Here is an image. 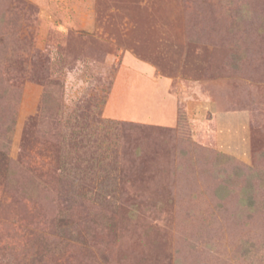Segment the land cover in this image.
Here are the masks:
<instances>
[{
  "label": "rangeland",
  "instance_id": "obj_1",
  "mask_svg": "<svg viewBox=\"0 0 264 264\" xmlns=\"http://www.w3.org/2000/svg\"><path fill=\"white\" fill-rule=\"evenodd\" d=\"M263 175L264 0H0V264H264Z\"/></svg>",
  "mask_w": 264,
  "mask_h": 264
},
{
  "label": "trees",
  "instance_id": "obj_2",
  "mask_svg": "<svg viewBox=\"0 0 264 264\" xmlns=\"http://www.w3.org/2000/svg\"><path fill=\"white\" fill-rule=\"evenodd\" d=\"M253 175H251V178H253L255 176V178H258L260 177V172L258 171H253L252 172ZM257 189H264V175L259 179V184H257ZM254 185L248 189V193H246V199H244V201L246 200V203H245V206L248 207V208H253L254 205L256 204V190ZM242 200V199H241Z\"/></svg>",
  "mask_w": 264,
  "mask_h": 264
},
{
  "label": "crops",
  "instance_id": "obj_3",
  "mask_svg": "<svg viewBox=\"0 0 264 264\" xmlns=\"http://www.w3.org/2000/svg\"><path fill=\"white\" fill-rule=\"evenodd\" d=\"M159 121H161V122H166V121H169L170 119H168L167 117H165V118H163V117H161V116H159Z\"/></svg>",
  "mask_w": 264,
  "mask_h": 264
}]
</instances>
